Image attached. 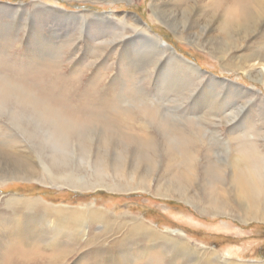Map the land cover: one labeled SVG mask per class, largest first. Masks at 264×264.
I'll use <instances>...</instances> for the list:
<instances>
[{
    "label": "rangeland",
    "instance_id": "1",
    "mask_svg": "<svg viewBox=\"0 0 264 264\" xmlns=\"http://www.w3.org/2000/svg\"><path fill=\"white\" fill-rule=\"evenodd\" d=\"M263 54L264 0H0V98L12 81L68 88L61 109L95 121L87 142L58 148L38 115L0 99V264H203L212 253L211 264H264V219H239L229 164L253 150L245 164L264 173ZM42 164L110 186L125 171L150 182L68 188ZM183 176L194 205L178 196ZM157 181L180 190L159 196ZM207 196L226 209L204 211Z\"/></svg>",
    "mask_w": 264,
    "mask_h": 264
},
{
    "label": "bare ground",
    "instance_id": "2",
    "mask_svg": "<svg viewBox=\"0 0 264 264\" xmlns=\"http://www.w3.org/2000/svg\"><path fill=\"white\" fill-rule=\"evenodd\" d=\"M244 1V0H243ZM244 3V2H243ZM242 3V4H243ZM248 6V5H247ZM242 7V6H240ZM245 7V6H244ZM243 8V7H242ZM247 8V7H246ZM241 9V8H240ZM245 9V8H244ZM243 9V10H244ZM243 12V11H242ZM238 13V12H237ZM247 15V14H246ZM231 18V17H229ZM240 19V18H239ZM135 20V19H134ZM238 20V19H237ZM137 22V20H135ZM231 22V21H229ZM137 24V23H136ZM139 26H136L134 29L137 30V32L141 35L143 32H146L145 29H138ZM148 39L153 42L154 39L152 37H148ZM42 44V43H41ZM49 48V47H48ZM164 49V48H163ZM162 49V51H163ZM44 56V55H43ZM42 57V56H40ZM241 57V56H240ZM256 58V57H254ZM252 59V58H250ZM182 60V59H181ZM131 62V61H130ZM241 62V61H240ZM129 63V62H128ZM132 63V62H131ZM183 63V61H182ZM259 63H263L264 64V54L263 57H258V64ZM130 64V63H129ZM188 64V63H187ZM182 65V64H181ZM189 65V64H188ZM243 65V64H241ZM253 65V64H252ZM132 66V65H131ZM1 68V67H0ZM3 68V67H2ZM243 69V68H242ZM2 71V69L0 70ZM4 71V70H3ZM3 74V72H2ZM8 75V74H6ZM1 76V74H0ZM259 76V75H258ZM10 78V76L5 77L4 79ZM13 78V77H12ZM3 79V78H2ZM1 79V80H2ZM14 79V78H13ZM12 79V80H13ZM6 80V81H8ZM88 80V79H87ZM5 81V80H4ZM4 81H3V85H4ZM17 81H19L17 79ZM1 82V81H0ZM2 83V82H1ZM0 83V85H1ZM13 85L9 88L8 91H5V93L7 92V97L5 95H2V101H4L5 103L11 104V106L14 107H19L21 110V113L23 114H27V115H38V117L40 119L43 120V122H45L49 128V133L53 138V142H55V144L57 145L58 148H65L67 147V141L69 138H77L78 142H87L86 139L81 135V133L87 131L89 129L90 126H92V122H95L92 120L91 123L90 120L89 122H84L81 121L82 119L78 118L80 115H78L77 117V110L75 111L74 109V114L73 111L71 112V110H63V108L61 109V107L63 105H65V101H66V94L69 96V89L68 88H62L59 87L57 90H53L50 87H41L38 86L37 90H32L30 88H26L23 85H18V83L13 82ZM113 83V82H112ZM8 84V83H7ZM11 84V83H10ZM17 84V85H16ZM94 84V83H93ZM176 85V84H175ZM9 86V84H8ZM115 86V85H114ZM1 88H6L5 86L2 87V85L0 86ZM110 87V86H109ZM177 87V86H176ZM0 88V89H1ZM180 89V88H179ZM4 89H2L3 91ZM6 90V89H5ZM66 93H65V92ZM181 91V90H180ZM79 91H77L78 94ZM178 92V91H177ZM182 92V91H181ZM180 92V93H181ZM4 93V92H3ZM111 93V92H110ZM68 99V98H67ZM100 101V100H99ZM106 102V101H105ZM180 102V101H179ZM215 104V103H213ZM232 104V103H230ZM93 105V104H92ZM10 106V105H9ZM70 106V105H69ZM99 106V105H98ZM101 106H104L101 104ZM217 106V105H216ZM65 107V106H64ZM70 108V107H69ZM76 109V106H75ZM85 109V108H84ZM213 109V108H212ZM61 111H64V113H68V114H63ZM91 111V110H90ZM88 114L86 116L89 115V110L87 111ZM93 115V112L95 113L96 111H91ZM76 113V114H75ZM80 114V113H79ZM83 114V113H81ZM218 114V113H216ZM84 115V114H83ZM101 115V114H99ZM96 114H94L93 117H95ZM28 117V116H26ZM31 117V116H30ZM36 117V116H35ZM90 117V116H89ZM93 117H90L91 119H93ZM86 118V117H85ZM104 118V117H103ZM29 119V118H28ZM31 119V118H30ZM33 119V118H32ZM31 119V120H32ZM88 119V118H87ZM97 119V118H96ZM197 119V118H196ZM101 120V119H99ZM107 121V120H106ZM40 122V121H39ZM101 122V121H99ZM98 123V122H97ZM102 123V122H101ZM105 123V122H104ZM109 123V122H108ZM107 123V125H109ZM202 123V122H200ZM39 124V123H38ZM111 126V125H110ZM96 127V126H95ZM210 127V126H208ZM97 128V127H96ZM106 128V127H105ZM115 128V127H114ZM99 130H101L100 128H98ZM215 129V128H214ZM111 130V128H110ZM109 130V131H110ZM211 130V129H210ZM107 131V129H106ZM109 131L107 133H109ZM101 132V131H100ZM211 132V131H210ZM214 132V131H212ZM94 133V132H92ZM89 134V133H88ZM98 135V134H97ZM102 135V134H101ZM107 135V134H105ZM92 136V135H91ZM218 136V135H217ZM44 137V136H43ZM87 137V136H86ZM40 138V137H39ZM45 138V137H44ZM51 138V139H52ZM88 138V137H87ZM39 140V139H38ZM219 140V138H218ZM72 141V140H71ZM38 142V141H37ZM44 142V140H43ZM48 143V142H47ZM192 143V142H191ZM223 143V142H222ZM76 144V143H75ZM41 145V144H40ZM45 145V144H44ZM73 145V144H72ZM189 145V144H188ZM192 145V144H191ZM85 147L87 145H84ZM90 146V145H89ZM210 146V145H209ZM39 147V146H38ZM82 147V148H85ZM192 147V146H191ZM207 147V146H206ZM40 148V147H39ZM185 148V147H184ZM87 149V148H86ZM224 149V148H223ZM17 150V149H16ZM32 150V149H31ZM75 150V149H74ZM193 150V149H191ZM195 150V149H194ZM24 151V150H23ZM36 151V150H35ZM45 151V150H44ZM47 151V149H46ZM69 151V150H68ZM199 151V150H198ZM250 151H252V155L250 154ZM249 152L245 153L243 155V157H240L238 154L236 156H232V160L230 161V165L234 168V179L237 185V191H236V198H238L239 203L236 205V208L243 209V215H239V219L243 222H247L249 221L250 217L254 218L257 220H263L264 219V173H262V171H260L259 169L256 168H252L250 166H246L245 162L249 161L248 159L250 158H255V154L253 152V150H250ZM19 152V151H18ZM76 152V151H75ZM79 152V151H78ZM195 152V151H194ZM221 152V151H220ZM219 152V153H220ZM65 153V152H64ZM196 153V152H195ZM17 155L19 153H16ZM23 154V153H22ZM32 154V152H31ZM44 154V153H43ZM84 154V153H83ZM172 154V153H171ZM33 155V154H32ZM46 155V154H45ZM20 156V155H19ZM199 156V154H198ZM18 157V156H17ZM39 157V156H38ZM46 157V156H45ZM200 157V156H199ZM220 157V156H219ZM22 158V157H21ZM20 158V159H21ZM48 158V157H47ZM51 158V157H50ZM56 159L57 156L55 157ZM143 162H146V160L142 157ZM197 158V157H195ZM19 159V160H20ZM65 159V158H63ZM200 159V158H199ZM59 160L61 161V158H59ZM155 160V159H154ZM23 161V160H22ZM43 161V159H42ZM56 161V160H55ZM66 161V160H65ZM196 161V160H195ZM194 162V161H193ZM191 162V163H193ZM21 164V166L23 165L21 163V161L19 162ZM41 163V162H40ZM53 163L54 160H53ZM52 163V164H53ZM58 163V162H57ZM61 163V162H59ZM66 163V162H65ZM29 164H31L29 162ZM45 164V163H44ZM51 164V166H52ZM160 164V163H159ZM35 166V165H34ZM54 166V165H53ZM59 166V165H57ZM27 167V166H26ZM69 167V166H68ZM55 168V167H54ZM57 168V167H56ZM104 168V167H103ZM21 169V168H20ZM40 171H42L43 173H46L48 176V179L50 180V182L54 183H59V182H63V186H67L68 188H80L83 189L82 187H85L86 189H90V188H100V187H104L106 189L109 190H117L120 191V189H125V191L127 190H132V189H140V190H148V186H149V182L150 179H148L147 182H144L143 180V176L137 172L134 171H125V173L123 175H117L113 178H111V180L114 182L111 186L108 184H102L101 182H103L104 180L101 179L102 177V173H98L97 174H92L90 178H92L91 180H89V178L87 179V177L85 176H81L80 178H68V176H57L55 174H53L52 172H50L49 167L47 168L45 165L42 164V166L40 167ZM21 171V170H20ZM67 172V171H66ZM71 172V171H70ZM33 173V171H32ZM41 173V172H39ZM42 173V174H43ZM97 173V172H95ZM45 174V175H46ZM34 175V174H33ZM44 176V174H43ZM197 176V175H196ZM76 177V176H75ZM34 178V177H33ZM45 178V177H44ZM40 179V177H39ZM180 179V177H179ZM42 180V179H41ZM45 180V179H44ZM183 182H177V183H181L183 186V188L185 189V195L184 193L180 194L178 193L179 198L184 199L186 202H190L193 205L195 204L193 201L194 199L188 198V192L189 190H192V179L191 176L190 178H186L185 176H183V178L180 179ZM101 181V182H99ZM48 182V181H47ZM47 184V183H46ZM159 184H161V182L157 181L155 184V191L157 195L161 196H171L170 192L171 189L173 190H180V187H178V185L170 182V181H166L164 182V187L163 189L159 188ZM151 187V186H150ZM178 187V188H177ZM66 188V187H65ZM152 190V189H151ZM192 196V195H191ZM214 197V196H213ZM217 197V199L215 198ZM214 199L211 198L210 196L206 197L207 203H210V208L207 207V210L205 209L204 211H211L215 212L217 211V209H221V210H225L226 208L224 207V204L226 203L227 199L222 196V198L219 200V196H215ZM239 197H243L245 201L240 200ZM34 199V198H33ZM38 199V198H37ZM30 200L32 202H38V200ZM29 201V200H28ZM51 205V204H50ZM212 208V209H211ZM96 208H93V215L99 217V214L97 213L98 211H96ZM218 213V212H217ZM131 216V215H130ZM135 218L137 221H139L142 224H145L144 221L141 219H139V217H133ZM152 228V227H151ZM2 230V229H1ZM145 230L147 232H151V229L148 227V225L145 226ZM179 236V235H178ZM184 236V235H183ZM181 236V237H183ZM184 238V237H183ZM197 246V245H195ZM171 247V246H170ZM174 248V247H173ZM195 248V247H194ZM204 248V247H202ZM175 249L176 252H179L180 254H185L182 252H188L190 253L191 249L189 250L187 245L184 242H178L177 244H175ZM203 251V250H202ZM186 252V253H187ZM217 252V251H216ZM218 255V254H217ZM195 256V255H194ZM205 256V254H204ZM214 256V254H210L209 256H207L205 258V263L203 264H211L210 262V258H212ZM216 256V255H215ZM171 257V256H170ZM182 257V256H181ZM184 257V256H183ZM197 259V258H196ZM199 261V260H197ZM196 261V262H197ZM199 263V262H198Z\"/></svg>",
    "mask_w": 264,
    "mask_h": 264
}]
</instances>
